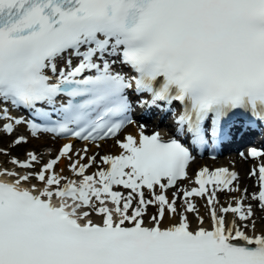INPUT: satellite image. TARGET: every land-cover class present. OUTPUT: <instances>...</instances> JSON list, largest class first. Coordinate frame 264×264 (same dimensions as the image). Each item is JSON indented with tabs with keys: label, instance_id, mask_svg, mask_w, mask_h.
<instances>
[{
	"label": "snow or ice",
	"instance_id": "6c2138e0",
	"mask_svg": "<svg viewBox=\"0 0 264 264\" xmlns=\"http://www.w3.org/2000/svg\"><path fill=\"white\" fill-rule=\"evenodd\" d=\"M0 105L7 133L26 124L95 148L135 107L173 117L168 139L140 125L118 155L69 141L43 164L13 157L24 171L0 170V264H264L247 189L218 198L241 192L237 172L204 167L180 186L193 151L264 125V0H0ZM257 173L264 210V163Z\"/></svg>",
	"mask_w": 264,
	"mask_h": 264
},
{
	"label": "bare ground",
	"instance_id": "6f19581e",
	"mask_svg": "<svg viewBox=\"0 0 264 264\" xmlns=\"http://www.w3.org/2000/svg\"><path fill=\"white\" fill-rule=\"evenodd\" d=\"M140 125L145 126V132H147V133L154 132L157 129H161V127H159L158 124H156L154 121H151L148 123H140V124L135 123L134 125L129 126L127 128V131L123 133L124 137L127 134H132L133 136H136L138 138ZM121 133H122V131L114 139H109V140L102 142V147H100V148H95L94 145H89V147H90L89 155H92L94 153H98L99 155H105V154L118 155L120 153L121 149L116 144V139L123 140V138L120 137ZM162 134H163L164 138L170 137L172 135L170 133H162ZM38 135L41 136V138H40L41 144H49V145L51 144V145L57 146L60 142L59 140L55 139V137H53L52 135H49V134L40 133ZM36 142L26 141L25 143H21V146H23V148L25 149L26 147H28L26 145H29L30 143L31 144L33 143V145H34V144H36ZM85 144L86 143H75L74 148L75 149H81L82 147H84ZM11 145H16V144L12 143ZM0 146H3V145L0 143ZM99 155L97 156L98 160H99ZM18 159L23 160L26 158H18ZM261 159H263V158L252 160L248 157L239 156L237 154H231V155L226 156V157L225 156L221 157L217 161H212V159H208V157H204L203 159L199 158V159H197V161H194L190 167V172H189V176H188L189 179L180 181V184H183L182 187L191 188V186L193 185V183L190 182V181H193L192 180V174H195L196 171H199L201 168H204L206 165L207 166H224L228 169L238 170L240 172V174L238 176V180L235 182H237V184H239L238 186L240 187L241 192L231 193V194L226 192V195L224 197H222L223 192H220V193H218V198H219L221 204H224L226 206L227 203L229 202L231 196H240L241 193L243 192L244 188H247V196H246L244 203L252 205L253 212H254V219L256 220V232L259 233L261 231V229L264 228V210H262L258 206L259 202L257 200H253L251 198V194L256 192L258 187H259L258 173H257V176H250L249 173L251 172V170L254 167L257 166V164H259L261 162ZM67 164H68V161L66 159H62V161H60L58 163L56 170L59 172L60 170L63 169L64 170L63 174L68 176L71 179L73 177V175L67 170ZM92 171H95L94 167L89 169V172H92ZM119 190L124 191L123 189H119ZM173 191H175V189H172L168 192L169 197H171ZM195 202L197 204V207L200 209L201 214L205 215L204 226L210 227L209 218L205 213V207H204L206 201L203 199H200V198H195ZM189 218H190V220L193 221V224H194V217L190 214ZM232 218L233 217L231 214H229L227 217L228 220H231ZM237 222L239 223V221H237ZM247 231H248V234H250V235L253 234L250 226H249Z\"/></svg>",
	"mask_w": 264,
	"mask_h": 264
},
{
	"label": "rangeland",
	"instance_id": "374dc122",
	"mask_svg": "<svg viewBox=\"0 0 264 264\" xmlns=\"http://www.w3.org/2000/svg\"><path fill=\"white\" fill-rule=\"evenodd\" d=\"M19 136H24L29 141H34V142L37 141V142L34 145H33V143L32 144L30 143L29 145H26L28 147H26L25 149L23 148V146H21V144H19V145H11L12 143H14L13 141H15V139L17 137H19ZM40 138H41L40 135L33 136V135H30V133H27L24 130V127L20 128L18 135H12V136L0 135V143L3 145V146L0 147V169H2V170L5 169L3 164H2L3 162H5L6 165H8V164L10 165L6 169H8L9 171H17L15 169V166L11 162L12 158L13 157H27V153L29 151L33 152L34 150H38L40 152V155L38 156L41 159L40 164L46 163L48 160H50V157L46 156L45 153H46V151L53 150L51 147L54 146V145L41 144L40 143ZM56 147H58V146H56ZM54 154H55V152L52 154V156ZM54 157H52V158H54ZM61 161H62V159H61ZM39 166L40 165H37V168ZM32 183H36V181H33ZM244 189H247V188H244ZM225 195H226V192H223L222 197H224Z\"/></svg>",
	"mask_w": 264,
	"mask_h": 264
}]
</instances>
